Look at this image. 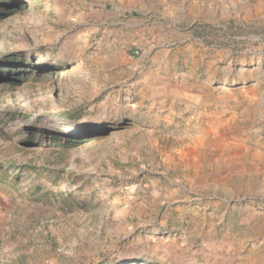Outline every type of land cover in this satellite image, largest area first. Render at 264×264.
Masks as SVG:
<instances>
[{"label": "rangeland", "instance_id": "374dc122", "mask_svg": "<svg viewBox=\"0 0 264 264\" xmlns=\"http://www.w3.org/2000/svg\"><path fill=\"white\" fill-rule=\"evenodd\" d=\"M0 264H264V0H0Z\"/></svg>", "mask_w": 264, "mask_h": 264}, {"label": "trees", "instance_id": "16d2710c", "mask_svg": "<svg viewBox=\"0 0 264 264\" xmlns=\"http://www.w3.org/2000/svg\"><path fill=\"white\" fill-rule=\"evenodd\" d=\"M53 139L55 140V143L57 145H61V142L63 141V138L62 137H58V136H53ZM65 143H66L65 147H70L71 144H73V140L68 138ZM65 143H63V144H65Z\"/></svg>", "mask_w": 264, "mask_h": 264}]
</instances>
